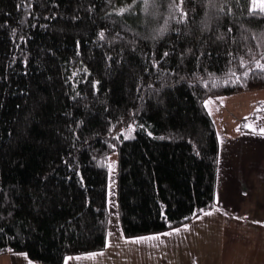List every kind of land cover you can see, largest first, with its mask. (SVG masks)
Masks as SVG:
<instances>
[{
  "label": "trees",
  "instance_id": "1",
  "mask_svg": "<svg viewBox=\"0 0 264 264\" xmlns=\"http://www.w3.org/2000/svg\"><path fill=\"white\" fill-rule=\"evenodd\" d=\"M173 3L0 0V256L63 264L102 251L112 155L126 238L215 208L205 101L264 89L253 64L264 63V14L249 0Z\"/></svg>",
  "mask_w": 264,
  "mask_h": 264
},
{
  "label": "crops",
  "instance_id": "2",
  "mask_svg": "<svg viewBox=\"0 0 264 264\" xmlns=\"http://www.w3.org/2000/svg\"><path fill=\"white\" fill-rule=\"evenodd\" d=\"M236 131L218 135L215 208L187 229L126 238L118 217L108 220L106 246L63 264H264V136ZM258 127V128H257ZM0 264H36L25 254L0 256Z\"/></svg>",
  "mask_w": 264,
  "mask_h": 264
},
{
  "label": "rangeland",
  "instance_id": "3",
  "mask_svg": "<svg viewBox=\"0 0 264 264\" xmlns=\"http://www.w3.org/2000/svg\"><path fill=\"white\" fill-rule=\"evenodd\" d=\"M206 101H208L206 109L214 122L217 134H234L236 131L242 132L246 129L245 123L244 128L242 129L241 119L248 118L256 112H264V89L252 90L242 94L216 99H208ZM258 119L264 121V117H261V119L259 117ZM112 156L110 157L108 185V210L110 223H114L115 218L118 217L116 200L114 199L115 186L112 181L115 174L116 160L115 157Z\"/></svg>",
  "mask_w": 264,
  "mask_h": 264
},
{
  "label": "snow or ice",
  "instance_id": "4",
  "mask_svg": "<svg viewBox=\"0 0 264 264\" xmlns=\"http://www.w3.org/2000/svg\"><path fill=\"white\" fill-rule=\"evenodd\" d=\"M182 4H183V0H180V3H173L172 5H170V7H173V8H175V9H177V10H179V11L182 12ZM120 11H124V9H120ZM249 11L250 12H257L258 11L259 13L264 14V0H249ZM184 15H186V14H182L181 15V17H180L181 20L184 19ZM229 30H231V29H229ZM102 36H103V33H101V37ZM164 55L167 56L168 53L165 52ZM229 55H231V53H229ZM262 59H264V58H262ZM247 63L248 62L246 60H244L243 57L240 58V67L242 69H245L242 72V75L244 77H247L249 75V73H254V68L255 69H259L261 72H264V63H262L260 59H257V60H254L253 61L254 68L253 67H247V68H245V65ZM233 76H236V74L233 73ZM239 79H240V77L239 76H236V80H239ZM207 104H208V101H205V106H207ZM245 126L251 128L253 130V132H256L257 131V129L253 125H251V124H247ZM258 131H259V134L261 136H264V128H260ZM183 227L185 229H187L188 225L185 224V225H183ZM173 231L178 232L179 229H174ZM152 238H154V237H136L134 239H135V241L138 242V241H141V240L152 239ZM91 255H95V254L93 253Z\"/></svg>",
  "mask_w": 264,
  "mask_h": 264
}]
</instances>
